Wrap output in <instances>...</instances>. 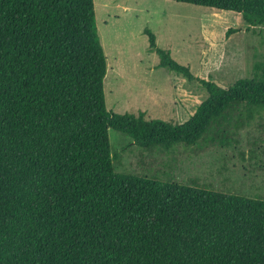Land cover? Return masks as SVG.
<instances>
[{"label": "trees", "instance_id": "obj_1", "mask_svg": "<svg viewBox=\"0 0 264 264\" xmlns=\"http://www.w3.org/2000/svg\"><path fill=\"white\" fill-rule=\"evenodd\" d=\"M94 1L0 0V264H264V200L119 173L109 137L165 150L226 137L264 113V68L222 88L146 30L158 66L208 98L183 124L114 113ZM171 1L264 27V0Z\"/></svg>", "mask_w": 264, "mask_h": 264}, {"label": "rangeland", "instance_id": "obj_2", "mask_svg": "<svg viewBox=\"0 0 264 264\" xmlns=\"http://www.w3.org/2000/svg\"><path fill=\"white\" fill-rule=\"evenodd\" d=\"M94 2L107 58L106 104L114 113L183 124L208 98L199 82L158 66L146 30L194 76L222 88L264 68V27H249L237 13L171 0ZM229 29L238 32L227 36ZM232 124L226 137L212 131L194 146L169 150L141 148L110 129L116 171L264 200V113L237 116Z\"/></svg>", "mask_w": 264, "mask_h": 264}]
</instances>
